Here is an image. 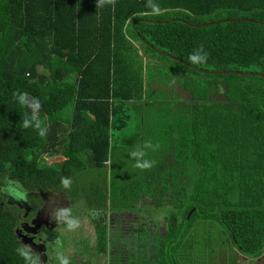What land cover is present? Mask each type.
Returning <instances> with one entry per match:
<instances>
[{"label": "trees", "instance_id": "trees-1", "mask_svg": "<svg viewBox=\"0 0 264 264\" xmlns=\"http://www.w3.org/2000/svg\"><path fill=\"white\" fill-rule=\"evenodd\" d=\"M154 2L160 15L147 0H0V264H41L18 237L19 187L86 209L100 264H197L181 252L197 219L227 230L234 264H264V0ZM201 46L207 62L191 65ZM17 90L39 99L45 137L21 128L30 110ZM153 92L165 137L147 157L154 167L100 182L127 111ZM144 207L166 208V228L153 234Z\"/></svg>", "mask_w": 264, "mask_h": 264}, {"label": "rangeland", "instance_id": "rangeland-1", "mask_svg": "<svg viewBox=\"0 0 264 264\" xmlns=\"http://www.w3.org/2000/svg\"><path fill=\"white\" fill-rule=\"evenodd\" d=\"M250 70H259L258 67H252ZM171 94V93H170ZM184 95V93H182ZM161 97V92H153L149 95L148 101H150V104H147V106H142V107H135L134 109H129L127 112L132 113L129 125L127 128V132L122 133L121 135L124 137V140L122 143H119L118 146L119 148L116 150L117 152L112 156V164L108 166V168L105 170H100L99 173L102 172V176L99 177V181L103 182L107 180L108 184H110L111 181V172L112 174H115V172L121 173V175L127 174V173H133L132 168L135 169V160L130 156V153L134 151L138 146H143L141 142H136L134 141V137L136 136L135 133L133 134L132 129L136 130V134H142V137L144 139V143L150 141L152 144H159L161 146L162 141L164 140V126L163 123L158 122L157 119L159 118V115H154V107H151L153 105V102L160 100ZM156 105V104H154ZM158 109L160 106L156 105ZM69 110H66V113ZM144 111V116H143V123L142 126L139 127V121H138V116H141V113ZM137 137V136H136ZM161 148V147H159ZM147 155L145 156V159L150 156L152 153V150H146ZM52 158H48V162H52ZM56 161V160H55ZM114 168V169H112ZM139 169L136 168V172ZM90 171V170H89ZM87 172L86 178L88 180H94L92 178V175L90 172ZM106 178V179H105ZM71 184H74V181L71 182ZM107 184V186H108ZM78 192V190L71 191L70 194ZM13 196L15 197H22L23 194H16L15 192L12 193ZM73 195V194H72ZM64 196H66L64 194ZM63 195L56 196L58 197V200H60V204H55L54 207L60 206L66 204L65 201H63ZM78 196V195H75ZM84 196L80 194L78 199H73L76 205H81L82 202H84ZM54 197V196H53ZM55 198V197H54ZM56 199V198H55ZM62 199V200H61ZM149 200V199H148ZM145 204H147L145 202ZM63 208V213L66 215V217L69 219H78L80 221V226L76 228L75 230H70L68 226L66 228H63V223L62 225H59L57 228L58 229H63V232H66L67 235H72L70 237V240L72 243H74L73 247L77 248L76 257H70L68 259L69 264H79L80 261H77V254L81 256L82 254H85L88 257L89 250L87 246L83 244H79V240L81 237H83L85 234L89 235L90 238L89 240L93 241L94 240V225L91 222L90 216L87 214L86 209H83V207L80 209V207L77 208L78 212L74 214H70L73 211L72 205L66 206L64 205ZM138 208V207H137ZM67 209H71L72 211L68 212L66 211ZM110 209V207H108ZM146 209V207H144ZM138 212L140 211V208L137 210ZM151 212V214H150ZM143 222L147 225H152L153 227V234H155L156 229H158L159 226L161 228L165 229L166 228V220L165 218H161L162 216H167V210L166 208H147L146 210H143ZM113 214L109 215V218L112 217ZM49 230L43 229L42 230V235L47 236ZM52 231H50L51 233ZM62 232V231H61ZM67 239L68 237L62 238V236H58L56 242L57 245L60 243H64L65 245L67 244ZM91 245V244H90ZM28 246V245H27ZM29 247V246H28ZM69 251L73 250V248H68ZM180 252V248H179ZM181 252L184 254H195L197 256V264H234V262L238 261L236 257V250L233 247L231 243V239L229 236V233L227 230L219 223L216 221H211V220H202V219H197L193 222V227L189 231V234L187 235L185 241H183L181 245ZM38 260L40 261L41 264H47L48 260H45L38 252H36ZM182 253V254H183ZM72 256V255H71ZM82 258V257H81ZM87 259V258H85ZM62 259H58V261L54 264H60ZM88 263L91 264V260H89L88 257ZM187 263V261H186ZM193 263V262H192ZM39 264V263H38ZM51 264V263H50ZM84 264V263H82ZM93 264V263H92ZM195 264V263H194Z\"/></svg>", "mask_w": 264, "mask_h": 264}, {"label": "flooded vegetation", "instance_id": "flooded-vegetation-1", "mask_svg": "<svg viewBox=\"0 0 264 264\" xmlns=\"http://www.w3.org/2000/svg\"><path fill=\"white\" fill-rule=\"evenodd\" d=\"M11 190H14L13 188ZM57 191V190H55ZM38 192V191H29L24 187H19L17 191H14L16 194H23L22 197H15L12 194L9 195L10 202L16 203L17 206L22 210V212L18 215V224L16 227L17 233L21 234L28 241V249L32 252V254L38 259V252L45 260L47 264H54L58 261V259H70V257H76L77 248L73 247L74 243L71 242L70 237L72 235H67L66 232H63V229H58L59 225H62L63 228L67 227L68 218L63 213V208L57 206L54 207L55 204H60V200H58L59 194L57 192ZM41 195V196H40ZM56 198H54V197ZM62 200V199H61ZM63 201L65 199L63 198ZM65 203H67L65 201ZM74 212V208L72 214ZM75 213V212H74ZM73 219V218H71ZM102 220V218H100ZM92 222V221H91ZM93 224V223H92ZM94 225V224H93ZM48 229L49 232L47 236H43L42 230ZM69 228H67L68 230ZM50 231H52L50 233ZM62 231V232H61ZM58 236H62V238L68 237L67 244L60 243L57 245L56 242ZM94 236H95V226H94ZM89 235H84L79 240V244H83L87 246L89 253V260L96 263H102V258L104 256H97L94 251L95 240H89ZM95 239V238H94ZM91 244V245H90ZM73 248V250L69 251L68 248ZM72 255V256H71ZM82 257V258H81ZM88 257L85 254L79 256L77 254V261H80L79 264L86 263L88 261ZM87 258V259H85Z\"/></svg>", "mask_w": 264, "mask_h": 264}, {"label": "clouds", "instance_id": "clouds-1", "mask_svg": "<svg viewBox=\"0 0 264 264\" xmlns=\"http://www.w3.org/2000/svg\"><path fill=\"white\" fill-rule=\"evenodd\" d=\"M116 0H96V8H102L105 6H114ZM146 7L151 9V13L154 15H160L162 13V9L160 5L155 3L154 0H147ZM191 65H202L205 64L208 60V53L203 50V47L195 49L188 58ZM174 84L175 81L173 80ZM13 99L22 107L30 110L29 113H25L21 117V128L22 129H33L37 132L40 137H45L48 132V127L45 124L44 120L40 118V109L42 107L38 98L31 96L28 92L15 91L12 94ZM160 145L152 144L150 141L145 142L143 146H138L134 151L130 153V156L135 160V167L140 169L141 171L150 170L154 167L155 161L145 159L147 155L146 150L156 151L158 150ZM61 184L65 188H69L71 185V180L67 177L61 178ZM66 211L70 212L71 209H67ZM67 226L70 230H75L80 226V221L78 219H69L67 221ZM60 264H69L68 259L64 258L61 260Z\"/></svg>", "mask_w": 264, "mask_h": 264}, {"label": "water", "instance_id": "water-1", "mask_svg": "<svg viewBox=\"0 0 264 264\" xmlns=\"http://www.w3.org/2000/svg\"><path fill=\"white\" fill-rule=\"evenodd\" d=\"M244 20L245 19H247V18H243ZM248 20V19H247ZM220 22V21H219ZM200 71H202V72H206V73H220L219 71H209V70H205V69H199ZM194 210H192L191 212H190V214L193 212ZM190 216V215H189ZM22 235L21 234H19L18 233V237H21ZM22 242L25 244V245H27L28 244V241L24 238V237H22Z\"/></svg>", "mask_w": 264, "mask_h": 264}, {"label": "crops", "instance_id": "crops-1", "mask_svg": "<svg viewBox=\"0 0 264 264\" xmlns=\"http://www.w3.org/2000/svg\"><path fill=\"white\" fill-rule=\"evenodd\" d=\"M246 259H247V257H246V256H244V257H241V259H240V260H242V261H246Z\"/></svg>", "mask_w": 264, "mask_h": 264}, {"label": "bare ground", "instance_id": "bare-ground-1", "mask_svg": "<svg viewBox=\"0 0 264 264\" xmlns=\"http://www.w3.org/2000/svg\"><path fill=\"white\" fill-rule=\"evenodd\" d=\"M121 55V54H120ZM94 87V86H93ZM58 89V88H57ZM213 163V162H212Z\"/></svg>", "mask_w": 264, "mask_h": 264}]
</instances>
